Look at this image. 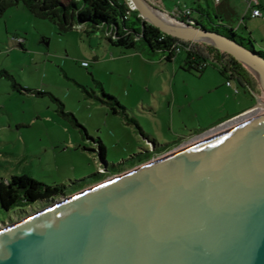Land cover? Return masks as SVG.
<instances>
[{
  "label": "water",
  "instance_id": "95a60500",
  "mask_svg": "<svg viewBox=\"0 0 264 264\" xmlns=\"http://www.w3.org/2000/svg\"><path fill=\"white\" fill-rule=\"evenodd\" d=\"M129 1L161 31L216 47L254 96L256 118L0 226V264H264V56L164 17L147 0Z\"/></svg>",
  "mask_w": 264,
  "mask_h": 264
},
{
  "label": "rangeland",
  "instance_id": "374dc122",
  "mask_svg": "<svg viewBox=\"0 0 264 264\" xmlns=\"http://www.w3.org/2000/svg\"><path fill=\"white\" fill-rule=\"evenodd\" d=\"M147 1L168 15L175 6V0ZM180 1L195 7L193 15L206 25L210 24L209 17L197 9L199 2L217 19L214 0ZM221 1L225 6L229 2L234 9L231 14L221 11L225 20H230L243 37L251 36L256 50L264 51V0L257 16L252 15L246 0ZM137 44L134 48L112 44L102 28L59 32L51 20L35 16L22 2L10 6L0 17V71L7 69L16 84L8 76L0 75V178L28 174L47 184H65L69 194L130 168L118 171L125 166L120 164L111 166L117 172H105L98 154L101 142L105 145V160L120 163L135 152L152 149L147 136L167 147L196 133L198 129L194 127L207 128L213 122L211 116L222 108L223 96L205 93L191 104L186 95L203 91L206 77H211L208 73L221 75L218 67L223 68L224 64L218 60L219 54L207 43L191 44V51L207 56L204 75L199 76L198 71L183 67L184 48L176 53L177 60L168 62L161 56L162 50L151 49L143 40ZM82 60L89 64L83 65ZM174 72L178 82L171 108L168 101L172 99H167L162 88L173 79ZM97 80L126 105L144 131L134 122L128 123L124 115L111 112L95 96L102 95ZM233 84L245 94L234 80ZM36 90L46 93L37 94ZM48 92L63 101L64 109L72 112L79 124L72 116L60 113ZM258 114L264 115V108ZM252 118H256L255 108L221 127ZM205 133L193 135L180 144ZM165 152L154 153L146 160ZM100 169L103 172L97 173ZM47 204L28 206L22 212H18L21 207L6 210L0 206V226Z\"/></svg>",
  "mask_w": 264,
  "mask_h": 264
},
{
  "label": "trees",
  "instance_id": "16d2710c",
  "mask_svg": "<svg viewBox=\"0 0 264 264\" xmlns=\"http://www.w3.org/2000/svg\"><path fill=\"white\" fill-rule=\"evenodd\" d=\"M19 2H22L35 16L51 20L56 25L59 32L77 28L78 26L79 29L82 30L89 27L94 29L102 28L106 37L112 44L125 48H134L137 47L138 40H143L151 49L162 50L166 59H171L177 53L175 42L180 40V38L165 33L156 25L146 21L137 9L129 7L127 0H69L68 2H63L62 0H0V17L3 16L5 11L10 6L16 5ZM215 3L216 8L214 12L217 19L211 16L210 10H207L203 5H201V2H199V6L197 7L199 11H203L208 15L209 25L204 24L198 17L193 15V10L196 8L189 4L185 3L182 6L177 4L176 9L173 11L177 12L178 19L192 20L193 23L225 34L264 56V51L256 50L254 48L251 36H249V38L243 37L237 32V28L230 20H225L221 11H226L227 13L230 12L231 14V10L227 11V9H229V5H223L222 1ZM184 6L190 8V12L188 14H181ZM260 6L261 4H259V7ZM244 18L245 15L241 20ZM19 43L23 45V43ZM208 46L214 50L216 54H219L216 47L212 45ZM184 50L186 51V56L185 66L183 67L189 70L193 69L199 73L202 72L207 66V56L195 50ZM228 69L231 68L224 64L223 68L220 70L223 74H225V71ZM235 73L236 72L233 70L232 74ZM0 75L8 76L13 80L12 84H16L13 75L9 73L7 69L0 71ZM97 83L101 86L102 95L99 96L95 94V96L102 103L107 104L111 112L124 115L127 118L128 123L134 122L136 126L141 129L137 118L134 115L131 116L129 114L126 105L120 102L115 95L108 93L104 89L101 81L97 80ZM35 93L43 94L46 92L36 90ZM48 94L57 103V108L61 114L65 116H72L73 121L76 124H79L74 114L64 109V103L60 98L51 92H48ZM147 138L153 143V149L146 148L141 152H135L128 158L122 159L120 163H108L105 160V146L101 142L99 144L98 154L99 159L104 162L105 172L113 170L111 169V166L114 167L120 164L125 166L119 168L118 171L134 166L150 158V156L154 153L160 152L165 147H161V144H159L155 138H151L149 136H147ZM100 172L103 171H99L97 173ZM112 172H117V170H113ZM65 194H67L65 191V184H47L31 177L28 174H14L10 178H0V206L6 210L13 207H21L18 212H22L28 206L50 203L54 198Z\"/></svg>",
  "mask_w": 264,
  "mask_h": 264
},
{
  "label": "crops",
  "instance_id": "0c3cea01",
  "mask_svg": "<svg viewBox=\"0 0 264 264\" xmlns=\"http://www.w3.org/2000/svg\"><path fill=\"white\" fill-rule=\"evenodd\" d=\"M214 1L217 3L221 2V0H219V1L214 0ZM162 3H163V0H162ZM182 3L185 4L186 2L185 1L181 2L180 0H175V6L173 7V10L176 9L177 4L182 6L183 5ZM260 4L262 5L261 0H260ZM227 5H229V9H227V11L231 10L232 12H234V9H233L232 5L229 4V2H227ZM172 11H170V12H172ZM156 52H158V51H156ZM161 56L164 57V53H162ZM174 60H177L176 54L171 59H166V61H168V62H172ZM218 60L222 61V59L219 57H218ZM184 61H185V58H184ZM184 66H185V63H184ZM220 69H221V67H218V71L221 75H218L216 73H208L211 77L205 76L206 77V83H205V87H204L203 91H200L199 93H196V94L191 92V94L186 95L188 98H190L191 104L193 103L194 100L198 99L200 96L203 97V95L205 93L209 94V95L219 93L224 98L220 101V102H222V104H221L222 108L220 107L219 112L216 115L211 116V118H210V121H213V122H211V124L207 128H205V127L204 128H197V127L195 128L194 127L195 130L198 129L196 131L207 130V129H210V128H212V127H214L220 123H223V122L229 120L230 118L237 117L239 115L240 116L246 115V113L249 112V109L255 108L256 100H255L254 96L251 94V92L245 86L243 79L239 75H237L236 73L232 74V72H233L232 69H228L227 71H225V74H223ZM228 71H229V73H228ZM203 72H204V69L202 72H200L199 74H196V75L203 76L204 75ZM227 79H230L232 81V84H233V80H234L236 82V84H238L241 88L244 89L245 94H242L240 89L237 92H234L233 87L226 83ZM177 80H178L177 73L174 72L173 73V79L170 80L171 83L169 81L168 84H166V86L164 88H162V91L164 90V94L166 95L167 99L171 98L173 100V103H172V100L168 101L169 104L171 103V108H173V106L175 104L174 101L176 100L175 86L177 85V82H178ZM174 82H175V85H174ZM160 99H162V96ZM226 101H228V103H226ZM164 103H165V100H162V105H164ZM251 112L252 111H250L249 113H251ZM138 122L140 124V121H138ZM140 126H141V124H140ZM141 129H142V126H141ZM156 153H159V152H156ZM104 155L106 156V151H105Z\"/></svg>",
  "mask_w": 264,
  "mask_h": 264
},
{
  "label": "built area",
  "instance_id": "2783aa9c",
  "mask_svg": "<svg viewBox=\"0 0 264 264\" xmlns=\"http://www.w3.org/2000/svg\"><path fill=\"white\" fill-rule=\"evenodd\" d=\"M127 1H128V4H129V7L132 8V9H134V5L129 0H127ZM246 1L248 2V7L251 10L252 15L257 16V15H260L261 14V10H260V7H259L260 0H246ZM189 12H190V8L187 7V6H184L183 9H182V11H181V14H184V13L188 14ZM170 13L173 14L176 18L178 17L177 16V12L172 11ZM187 21L192 22V20H187ZM77 28L79 29V26ZM194 42H195V40L186 39V38H180V40H178V41L175 42V44H176V51L178 52L180 49H183V48L184 49H187V50H191L192 49V45L191 44L194 43ZM81 63L83 65H85V66L89 64L87 60H82ZM226 83L228 85L233 86L234 92H237L239 90L236 85H233L232 84V81L230 79H227L226 80ZM253 109H249V112L252 111ZM249 112L246 113V114H249ZM240 117L241 116L239 115L237 117L230 118L229 120H227V121H225L223 123H220V124H218V125L210 128V129H207L206 132H210L212 130H215V129H218V128H222L221 126H226L229 123H231L232 121H235V120L239 119ZM238 123H240V122L237 121L235 124H238ZM235 124H232V125H235ZM99 171H102V169H100Z\"/></svg>",
  "mask_w": 264,
  "mask_h": 264
},
{
  "label": "flooded vegetation",
  "instance_id": "af4514ba",
  "mask_svg": "<svg viewBox=\"0 0 264 264\" xmlns=\"http://www.w3.org/2000/svg\"><path fill=\"white\" fill-rule=\"evenodd\" d=\"M221 129H222V128H218V129L212 130V131H210V132H207V133H205L204 135H201L200 137H198V138H196V139H194V140H192V141L185 142V143L182 144V145H186V144L192 143V142H194V141H197V140H199V139H201V138H203V137H206V136H208V135H210V134H212V133L218 132V131H220ZM205 131H206V130H203V131H196V133L191 134L190 136H188V137H186V138H181V139L179 140L178 143H176V144H174V145H172V146H169V147H168V146H167V147H164L163 150H161L160 152L171 150V149H173L175 146H177V145H181L180 143H183V141L187 140L189 137H191V136H193V135H196V134H201L202 132H205ZM182 145H181V146H182ZM153 148H154V145L152 144V149H153Z\"/></svg>",
  "mask_w": 264,
  "mask_h": 264
},
{
  "label": "bare ground",
  "instance_id": "6f19581e",
  "mask_svg": "<svg viewBox=\"0 0 264 264\" xmlns=\"http://www.w3.org/2000/svg\"><path fill=\"white\" fill-rule=\"evenodd\" d=\"M157 12H159L161 15H163L164 17H167V18H170V16L167 14V13H165V12H163V11H157ZM250 114V113H249ZM244 117V116H243Z\"/></svg>",
  "mask_w": 264,
  "mask_h": 264
}]
</instances>
